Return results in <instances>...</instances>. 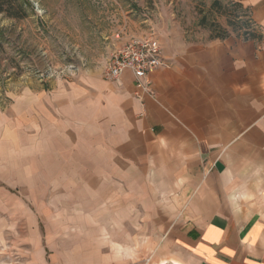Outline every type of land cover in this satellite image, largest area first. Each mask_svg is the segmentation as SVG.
<instances>
[{
  "label": "crops",
  "instance_id": "obj_1",
  "mask_svg": "<svg viewBox=\"0 0 264 264\" xmlns=\"http://www.w3.org/2000/svg\"><path fill=\"white\" fill-rule=\"evenodd\" d=\"M236 1L260 40L188 41L171 21L146 84L86 71L1 115L0 166L18 187L27 167L66 264H264V0Z\"/></svg>",
  "mask_w": 264,
  "mask_h": 264
},
{
  "label": "rangeland",
  "instance_id": "obj_2",
  "mask_svg": "<svg viewBox=\"0 0 264 264\" xmlns=\"http://www.w3.org/2000/svg\"><path fill=\"white\" fill-rule=\"evenodd\" d=\"M214 1L237 4L236 0H0V121L28 89H48L56 80L69 81L86 71L102 73L112 50L124 39L149 34L158 39L171 21L188 41L205 42L224 31L240 34L238 24L229 26L223 8L213 6ZM7 160L0 166V264L76 262L74 254L55 252L59 244L46 236L45 223L26 188L27 167L21 185L14 186V159Z\"/></svg>",
  "mask_w": 264,
  "mask_h": 264
},
{
  "label": "built area",
  "instance_id": "obj_3",
  "mask_svg": "<svg viewBox=\"0 0 264 264\" xmlns=\"http://www.w3.org/2000/svg\"><path fill=\"white\" fill-rule=\"evenodd\" d=\"M163 65L167 62L162 56L159 40L153 34L132 36L112 50L104 77L107 81L118 82L122 73L130 70L142 85L147 83L149 73Z\"/></svg>",
  "mask_w": 264,
  "mask_h": 264
},
{
  "label": "trees",
  "instance_id": "obj_4",
  "mask_svg": "<svg viewBox=\"0 0 264 264\" xmlns=\"http://www.w3.org/2000/svg\"><path fill=\"white\" fill-rule=\"evenodd\" d=\"M213 6H219L223 8V13L227 15V24L229 26H234L238 24V29L241 31L238 37L244 40L256 39L260 40L262 38V33L255 21L251 18L250 10L244 7L241 3L235 5H221L218 1L213 2ZM234 20V21H233ZM236 21V22H235ZM205 18L201 19L200 24H204ZM223 34L215 35L216 38H227L230 36L229 33L224 31Z\"/></svg>",
  "mask_w": 264,
  "mask_h": 264
}]
</instances>
